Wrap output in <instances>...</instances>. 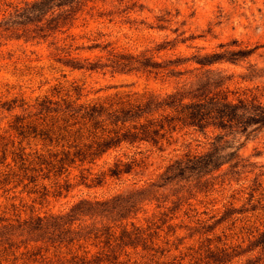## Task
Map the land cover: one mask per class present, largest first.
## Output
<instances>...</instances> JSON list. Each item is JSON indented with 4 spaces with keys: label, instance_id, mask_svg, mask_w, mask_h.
<instances>
[{
    "label": "rangeland",
    "instance_id": "obj_1",
    "mask_svg": "<svg viewBox=\"0 0 264 264\" xmlns=\"http://www.w3.org/2000/svg\"><path fill=\"white\" fill-rule=\"evenodd\" d=\"M35 1L0 0V264L150 262L140 245L119 254L118 247L113 250L115 241L104 244L92 233L83 237L92 219L82 228L77 220L64 229L47 225L81 199L138 188L147 189L141 194L146 196L142 208L130 218L136 224L156 225L172 216L155 240L169 248L160 259L186 254V261L201 257L203 264L209 249L211 261L264 264V251L255 241L264 229V127L249 135L182 127L160 148L121 143L93 161H67L63 167L57 162L71 143V132L63 126L75 120L65 111L67 102H105L144 90L163 94L172 86L145 73L102 65L111 52H154L165 40L175 42L173 51L183 55L254 47L249 55L214 65L228 77L230 91L252 92L264 102V0H74L73 11L79 9L70 21L71 13L64 11L68 5L29 21L34 15L27 10ZM59 12L68 22L60 30L47 29V20ZM45 32L50 34L39 36ZM91 63L98 67L87 68ZM215 146L223 155L218 161L226 160L220 167H187L162 178L169 163ZM229 146L237 148L236 157L225 155ZM131 158L142 161L128 172L98 180L117 159ZM161 212L166 215L159 220Z\"/></svg>",
    "mask_w": 264,
    "mask_h": 264
},
{
    "label": "trees",
    "instance_id": "obj_2",
    "mask_svg": "<svg viewBox=\"0 0 264 264\" xmlns=\"http://www.w3.org/2000/svg\"><path fill=\"white\" fill-rule=\"evenodd\" d=\"M48 1L39 0L29 5L27 12L33 13L34 16L29 17L28 20H42L46 14L51 15L55 7L68 5L64 11L71 13L69 20L66 19V15L63 17L61 12L52 15L47 20L45 27L52 31L60 30L74 18V14L79 9L77 7L73 11L72 2L74 0H65L55 4H49ZM75 2L78 3L80 0H75ZM83 4L81 2L80 5ZM39 29L42 30L43 26ZM49 34L45 32L39 36L45 37ZM34 36L35 34L32 37ZM186 39L187 37H183L180 41L184 42ZM169 42L170 40H165L159 43L154 52L146 50L137 53L111 52L108 62L102 64L115 71L141 72L162 82L171 83L169 91L162 94L153 90H144L127 95L125 98L119 96L110 101L105 100V102H81L77 105L73 101L66 103L65 111H69V117L73 116L75 120L63 126L65 131L71 132L67 134L71 135V143L68 145L69 149L62 151V156L57 159L61 167L67 161L69 163L85 159L93 161L121 143L147 142L160 148L164 143L169 142L177 129L182 127H192L201 132H206L209 128L220 129L244 135H249L264 127V102L252 92L230 91L225 84L228 77L222 73V68L214 65L249 55L254 47L214 49L204 53L183 55L179 51H173L177 45L175 42L172 44ZM97 67L96 63L87 66L89 69ZM63 119L65 122L68 120ZM74 125L75 128L72 129ZM58 137L63 139L64 134ZM229 147L231 149L225 155H230L231 158L236 157L237 148ZM219 152L218 147L215 146L213 150L204 153H187L184 157L169 163L162 178L167 179L172 175H179L187 167H220L226 160L218 161L219 157H223ZM140 161L142 159L138 162L135 158H131L129 162L117 159L114 166L108 169L109 172H104L98 180L106 174L119 175L121 172H128ZM146 189L138 188L104 199H81L69 211L54 215L53 221L47 225H51L53 229H64L65 224L69 225L77 220L82 228L87 219H92L94 225L86 230L83 237L90 236L92 233L104 244L111 245L115 241L113 250H115L114 247H118L119 254L128 246L136 249L140 245L141 249L150 255V262L146 264H202L201 257L193 263L190 259L186 261L184 259L186 254L178 260L174 257L169 260L160 259L166 255L169 248L160 247L155 240L159 238V231L163 224L172 218L171 215L167 216L165 212H161L159 220L163 215L166 216L156 225L154 221H150L146 227L130 219L136 217L137 212L142 208L146 196L141 194ZM219 219H223V216ZM98 221L100 226L95 225ZM116 227L120 228L118 234ZM152 227H155L154 230H148ZM167 227L169 230L172 226L168 223ZM68 241H74V237ZM255 241L256 245H261L264 251V229L258 231ZM207 251L208 254L204 257L209 259L203 264H211V262L226 264V261H230V258L219 259V261L214 258L211 261L212 250L207 249ZM220 251L225 253V248ZM119 254L114 256L115 260Z\"/></svg>",
    "mask_w": 264,
    "mask_h": 264
}]
</instances>
